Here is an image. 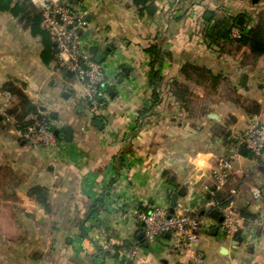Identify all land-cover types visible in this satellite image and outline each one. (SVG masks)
<instances>
[{
  "label": "crops",
  "instance_id": "0c3cea01",
  "mask_svg": "<svg viewBox=\"0 0 264 264\" xmlns=\"http://www.w3.org/2000/svg\"><path fill=\"white\" fill-rule=\"evenodd\" d=\"M45 1L32 0L40 9ZM61 1L88 20L82 47L94 62L84 44L105 54L110 99L93 118L76 78L44 64L40 38L0 11V264H192L191 255L173 251L169 236L147 241L139 219L155 206L169 209V195L180 189L176 205L201 218L200 264H264L263 166L238 154L224 188L214 190L211 176L251 122L264 124V54L252 61L248 47L222 39L219 21L234 18L235 38L238 27L264 18V0H150L143 12L132 0ZM156 41L167 53L162 99L135 130L139 110L151 105L146 48ZM185 64L220 79L185 78ZM172 80L188 86L189 103L172 94ZM13 88L49 116L54 131L70 127V139L57 136L47 148L23 141L16 126L30 114ZM251 101L258 114L244 111ZM35 186L44 188L46 204L29 193ZM217 192L247 214L232 237L206 206Z\"/></svg>",
  "mask_w": 264,
  "mask_h": 264
},
{
  "label": "built area",
  "instance_id": "2783aa9c",
  "mask_svg": "<svg viewBox=\"0 0 264 264\" xmlns=\"http://www.w3.org/2000/svg\"><path fill=\"white\" fill-rule=\"evenodd\" d=\"M42 10L41 26L49 32L57 47L60 66L75 75L82 88L80 97L87 103L92 117L99 118L102 107L98 99L101 103H106L110 94L101 87L106 84L104 65L91 60L82 47L81 33L87 28L88 20L84 14L61 0L45 1ZM16 128L19 137L31 146L47 148L57 142L50 118L42 111L31 113L28 119L24 123H18ZM239 143L264 169V124L258 120L251 122L241 134ZM238 154L233 152L217 160L211 173L214 190L224 188L230 181L234 160ZM251 193L254 199L260 197L257 188H252ZM230 194L234 196L237 190L232 189ZM206 206L209 210L219 211L222 217L219 228L224 236L232 237L239 232L244 217L231 198H228L225 204L217 200L208 201ZM139 219L147 241L153 242L169 234L172 249L177 255H191L192 264L201 263V256L196 251L201 228V218L198 214L188 212L181 205H176L173 212L166 207L155 206L140 213ZM135 253L136 249H131L129 258ZM122 264H128V260Z\"/></svg>",
  "mask_w": 264,
  "mask_h": 264
},
{
  "label": "trees",
  "instance_id": "16d2710c",
  "mask_svg": "<svg viewBox=\"0 0 264 264\" xmlns=\"http://www.w3.org/2000/svg\"><path fill=\"white\" fill-rule=\"evenodd\" d=\"M132 1L134 5L141 8V12L147 9V4L150 2V0ZM0 11L8 12L15 18H18L19 21L23 24L24 28L29 29L30 33L33 36L40 38L42 44L40 57L44 64L49 65L55 62L61 68L65 76H68L69 78H75V75L73 73L60 66L57 57V47L54 41L52 40V37L49 32L43 29L41 26L43 10L38 8L32 2V0H0ZM219 23V25L223 29L221 35L222 39L235 41L240 45L248 47L252 61H256L260 56L264 54V18H260L254 25L250 27H238L239 34L235 38H231L232 28L237 27L235 25L234 18L220 20ZM146 53L149 57V70L147 75V81L148 85L152 88L150 100L151 105L139 110L138 118L135 122V130L138 129L140 121L146 115H149L152 112L153 108L157 104H159L162 99L160 87L163 82V75L161 73V67L163 59L167 55V53L161 50L159 41L150 44L146 48ZM181 73L185 76V78H189L192 74H195L203 79L211 78L213 82H218L220 79V76L214 75L210 69L192 64H185L184 66H182ZM101 87L106 92H110V87L108 86V84H105ZM171 89L172 94L176 97L179 102L189 103V97L191 96V92L187 85L180 83L177 80H172ZM11 91L18 97L20 103L25 108L27 114L37 112V108L31 104L30 100L20 89L13 88L11 89ZM98 102L103 108L105 103H101L100 99H98ZM243 109L247 115L258 114L261 110L260 105L254 101L248 102L246 105H243ZM234 152H237L244 156H252V154L240 143L237 144L236 148H234ZM168 181L170 182L171 180L168 179ZM29 193L35 196L41 203L46 204V192L44 188L35 186L30 188ZM214 199L220 201L221 204H225L228 200L227 196L221 195L219 194V192L215 194ZM97 204L92 205L90 207L88 215L94 213L97 208ZM241 214L244 217H246L247 215L244 212H241Z\"/></svg>",
  "mask_w": 264,
  "mask_h": 264
},
{
  "label": "water",
  "instance_id": "95a60500",
  "mask_svg": "<svg viewBox=\"0 0 264 264\" xmlns=\"http://www.w3.org/2000/svg\"><path fill=\"white\" fill-rule=\"evenodd\" d=\"M242 19H243L242 17H239V19L237 21V24H241L242 23ZM84 48L88 49V51L90 53L96 54V62L100 63V62L103 61V59L105 57V54L98 51V46H96V45H90V46H88L87 44H84ZM111 95H112V93H111ZM101 123L102 122H101L100 119L95 120V124L96 125L100 126ZM54 133L58 137H61L62 138L63 136H65L66 139H70V136H71V128L68 127V126H64L63 133L62 134H60L58 130H55ZM182 194H184V190L183 189H180L177 192H174L171 195H169V199H170V203H169V207L170 208H169V211L170 212H173V210H174V208L176 206V203H177L178 196L179 195H182ZM211 215L213 217H215V218L217 217L219 221L222 220V217L220 216L219 211H217V210H213L212 213H211ZM213 233H216V228L213 229ZM166 236H169V234H167ZM139 237H141V235H139Z\"/></svg>",
  "mask_w": 264,
  "mask_h": 264
},
{
  "label": "rangeland",
  "instance_id": "374dc122",
  "mask_svg": "<svg viewBox=\"0 0 264 264\" xmlns=\"http://www.w3.org/2000/svg\"><path fill=\"white\" fill-rule=\"evenodd\" d=\"M236 97V95L234 96V98Z\"/></svg>",
  "mask_w": 264,
  "mask_h": 264
}]
</instances>
